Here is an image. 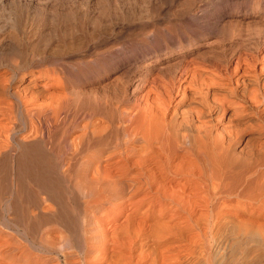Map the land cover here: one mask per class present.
Masks as SVG:
<instances>
[{
    "label": "bare ground",
    "instance_id": "bare-ground-1",
    "mask_svg": "<svg viewBox=\"0 0 264 264\" xmlns=\"http://www.w3.org/2000/svg\"><path fill=\"white\" fill-rule=\"evenodd\" d=\"M114 1L0 0V212L29 237L0 214V264H213V248L222 264H264V43L261 59L187 56L169 71L106 35L135 10ZM217 3L174 13L223 36ZM86 28L99 46L54 68ZM145 61L126 102L111 83L86 87Z\"/></svg>",
    "mask_w": 264,
    "mask_h": 264
},
{
    "label": "rangeland",
    "instance_id": "rangeland-1",
    "mask_svg": "<svg viewBox=\"0 0 264 264\" xmlns=\"http://www.w3.org/2000/svg\"><path fill=\"white\" fill-rule=\"evenodd\" d=\"M94 1L96 0H90L91 3ZM179 1L182 0H145V1L142 0L141 2L140 0H115L114 3L117 2L119 4H123L124 6H128L133 10L134 9L135 10L133 12L132 17H123V18H119L118 20H115L117 25H115V28L112 31H110V34H108L109 33L108 32L106 35L111 39H120L125 41V45L129 43L127 46H132V47L134 46V48L138 50L143 49L144 51H146L145 54L146 58L151 60L156 59V61H158V64L162 65V67H164L169 71H174L177 63L179 62V59L187 56L198 57L203 59L205 58L207 60L215 59L218 61L219 60L227 61L232 59V57L236 53L243 51H250V52H254V54L258 59H261L263 55L262 46L264 43V0H218L216 9L212 13H214L218 18H223V20L227 23L228 27L230 28L229 32L224 34L223 36L220 34L205 33V32L201 34L199 33L197 34V31L192 27L186 29L185 27L186 24L183 23V19L181 18L179 19V17L176 16L174 13ZM142 2L143 3L145 2V4H143ZM154 5L156 11L158 10L157 12L155 11V13H154L155 10ZM152 7L153 9L151 10L150 8ZM139 9L140 11L142 10L144 12L142 11L140 12ZM30 17L31 14H27L26 18H30ZM259 22H261L262 24H260ZM155 26L156 28H159L161 30L165 29L163 36H161L160 40H158L159 43L157 42L156 45L153 46L152 44H150V42L138 41L139 33H143L144 30L150 29L151 27H155ZM83 31H82L83 34L80 32L81 33L80 35L84 39L80 37L81 41L79 40V42L76 45L77 48L79 49H77L76 46L74 45L69 50L67 49V52L65 51L64 52L65 54H62V56L60 55L57 58H54L55 60L57 59L59 60V61L52 60L54 63L52 65L55 66L54 68L57 67V69L58 70L60 69L61 71L66 70L68 67H70L68 68L69 70L76 69L77 66H74L75 62L80 60L81 57L84 59L90 57L92 50L96 49L99 46V44L102 42L101 39L102 36L101 35L99 36L98 33L92 32L90 28H86ZM75 58L76 60L74 61ZM60 62L62 65L60 64ZM71 62L73 63V65ZM145 62L142 63L144 64ZM145 64L141 65L143 67L137 70L133 69L129 65H121L117 69H114L112 72H109L110 74L108 73V75H105L104 77H99L97 79L92 78V80L89 79V81H87L86 87L88 89H92V87L93 88L96 86L103 87L111 83L115 85L114 94L117 100L120 99L121 102H126L128 98L131 99L129 93L132 91L131 90L132 83H134V81H137L138 83L142 82L141 79H140L141 81L140 80L138 81L139 78L137 77V75L147 67L153 66L151 65V63L146 62ZM64 65L66 66L64 67ZM1 69L4 70L5 68L1 67ZM103 83H105L106 85ZM123 83L126 85H124ZM123 85L125 88L123 87ZM121 87L125 89L124 92H122L123 89ZM116 92L119 96L121 94L123 97L120 96L119 98ZM57 161H59V159H57L56 162ZM50 162H52V160ZM1 209H3V206H1ZM0 214L3 217L6 216L7 217L9 216L8 218L13 217L12 219L15 222L11 224L12 225L11 229L7 231H11L13 234L15 233L14 235L15 236L17 235L16 237L19 238V240L25 238L27 240L26 241L24 239L25 244H28L29 237L26 236L27 234L24 235V237L21 236L23 232L21 224L20 222H16L15 220L18 217L17 216L18 214L15 213L16 214L15 215L14 213L11 212L10 213L0 212ZM3 214L6 215L4 216ZM2 220L3 218L0 219V221ZM19 230L22 232H20ZM24 240L21 241L24 243ZM216 249L217 248L215 249L213 248L212 250L213 251L215 250V252L213 251H212L213 253L211 252V255L213 256L212 262L214 261L213 264H216L217 262L215 261H218L217 264H222V262H224V257H223L224 249L223 251L222 248H219L217 250ZM219 256L220 258H218Z\"/></svg>",
    "mask_w": 264,
    "mask_h": 264
}]
</instances>
